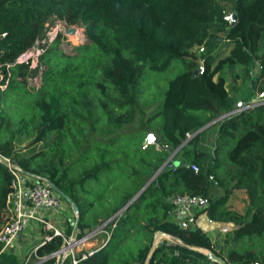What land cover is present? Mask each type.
Returning <instances> with one entry per match:
<instances>
[{"label": "trees", "instance_id": "1", "mask_svg": "<svg viewBox=\"0 0 264 264\" xmlns=\"http://www.w3.org/2000/svg\"><path fill=\"white\" fill-rule=\"evenodd\" d=\"M227 14L233 23L224 20ZM71 26L81 28L82 39L65 33ZM224 42L229 49L219 55ZM34 44L35 64L32 56L18 60ZM200 64L202 72L193 74ZM236 68L232 82L242 75L245 88L228 86ZM261 91L264 0H0V155L70 197L78 209L76 237L108 220L173 152L172 167L162 166L103 226L104 243L73 256L75 264H144L156 230L182 244L163 241L147 264H217L198 249L225 264H264V104L231 113L237 100ZM211 121L215 133L205 151L204 129L193 133ZM147 133L157 146L141 148ZM105 171L109 208L85 220L93 205L86 185ZM208 175L221 194L208 193ZM122 179L126 186L114 195ZM12 183L0 160V229ZM233 189L246 195L242 213L225 206ZM181 194L207 197L199 212L234 223L219 245L200 229L169 220V197ZM59 227L60 235L40 229V238L51 235L35 249L42 260L20 263L0 251V264H53L50 254L72 229L66 218ZM60 264H71L69 253Z\"/></svg>", "mask_w": 264, "mask_h": 264}, {"label": "built area", "instance_id": "2", "mask_svg": "<svg viewBox=\"0 0 264 264\" xmlns=\"http://www.w3.org/2000/svg\"><path fill=\"white\" fill-rule=\"evenodd\" d=\"M223 18L230 23L234 22V16L232 14H227ZM75 31L76 28L72 35L76 33ZM78 33L82 36L81 31ZM74 36L78 37V35ZM34 49V52H27L20 55L18 60H25L28 56H32L31 64L34 60V63L32 64L33 66L38 53L36 46ZM197 51L202 52L203 47L199 46ZM256 64L260 67L258 63ZM202 69V65L200 64L196 72L200 74ZM259 104H264V91L257 93V95L253 96L247 102L241 103V106L236 108L235 111H240ZM150 137L151 139H149ZM187 137H189V135H187ZM150 144L157 146L154 135L152 133H147L142 140L141 148ZM172 155L173 152L166 158L163 163V167H172ZM0 160L5 164L13 177L12 190L9 192L6 199V220L0 229V251L10 247L16 236L25 230L30 223L36 224L42 230H51V235H60V231L55 226L54 222L48 219L46 213L63 211V209H65L63 199L53 189L48 187L45 180L30 174L22 173L16 164L5 156L0 155ZM190 168L194 171L197 170V166L194 163L190 164ZM207 179L212 183V185H216V181L211 175H208ZM169 202L172 205L170 210L172 221L175 222L179 228L183 229L193 228L197 212L204 209L208 205L207 197L202 195H173L169 197ZM208 221H210V219ZM106 223L88 231L70 244L67 241L68 237H62L63 245L58 250L50 254V256H54L55 258L53 264H60L62 256L66 253L70 254L71 264H75L76 261L73 258L72 248L75 245L95 236L98 232L104 233L107 239L109 233L101 228V226H104ZM51 235L45 234L42 236L39 244L28 253L25 263L28 261L30 256L36 258L37 261L45 258V256L35 255V249L44 241L49 240ZM89 253H83L80 257L83 258ZM157 264L164 263L159 262Z\"/></svg>", "mask_w": 264, "mask_h": 264}, {"label": "crops", "instance_id": "3", "mask_svg": "<svg viewBox=\"0 0 264 264\" xmlns=\"http://www.w3.org/2000/svg\"><path fill=\"white\" fill-rule=\"evenodd\" d=\"M237 96L241 97L240 94H237ZM238 101L243 103L242 99H239L236 102H238ZM236 102H235V104H236ZM235 104H234V107H235ZM202 129H204V130L202 131V135L200 136L199 145L203 150L210 151L211 147H212L214 133H215V125L213 124V121L207 123L200 130H202ZM176 162H178V161H175L174 164H176ZM221 192H222V188H220V187H216L214 185L208 186V193L209 194L212 193L214 195H218V194H221ZM246 202H247V200H246V195H245L244 191L242 189H233L230 192V194L228 195L225 206L228 209L233 210L237 213H242L245 210ZM71 215L72 214L69 211H67L66 209H63V211H60V212L46 213V216L48 217V219L52 220L54 222L55 226H57V224H63V220L65 218L69 219V221L71 223V221H72ZM168 218H169V220L172 221L171 216H170V212L168 214ZM208 220L209 219L204 212H198L196 214L195 225L193 228H198L201 231L205 232L208 235L210 241L215 242L216 245H219L221 240L223 239L224 235L235 227L234 223L231 221H227V220H221V221L210 220V221H208ZM61 228H63V227H61ZM40 237H41V235H40L39 226H37L36 224L30 223V225L25 230H23L20 234H18L16 236V238L12 242V245L10 247L4 249L3 251L6 253L13 254V256L15 258L14 261L20 262V263H25L28 253L35 246H37L39 244V242L41 240ZM95 237H96V235L87 239L86 241L81 242L80 244L75 245L72 248L73 256H76V255L81 256V254L89 253V252L91 253L93 250L97 249L100 245H102L104 243L105 237L104 238H95ZM176 240H178V239H176ZM163 241H165L166 244H170V243L166 242L167 238L161 237V238L156 239L154 247L161 244ZM179 242L182 243L181 241H179ZM30 258H31V256L29 257V259ZM14 261H11L12 264H15Z\"/></svg>", "mask_w": 264, "mask_h": 264}, {"label": "rangeland", "instance_id": "4", "mask_svg": "<svg viewBox=\"0 0 264 264\" xmlns=\"http://www.w3.org/2000/svg\"><path fill=\"white\" fill-rule=\"evenodd\" d=\"M60 26L61 25L58 23L53 28L50 29V31L48 32L49 38L55 34V30L57 28H59ZM80 31H81V28H76L75 32L77 33V32H80ZM76 35H78V37L81 38V39L83 38L79 33L76 34ZM70 40L72 42L77 41V40H72L71 38H70ZM62 44H63V46H66V47L70 46V43L68 44L65 41H63ZM218 49H219V55H223L224 53H226L228 51L229 45L226 44L225 42L221 43ZM33 63H34V60L32 61V64ZM229 72L230 73H229L228 79H227L228 80V86H230L231 84H235L237 87L240 86L239 88H245L247 86V79L246 78L243 79V83L241 82L242 79H240V78H242V75L236 77L235 82H232V79H231L232 75L235 72H237V73L240 72V70H238L237 68L235 70L234 69H230ZM163 75L164 76H168L169 73H164ZM243 75H244V73H243ZM24 142H25V140H23L20 143V145L24 144ZM124 171H125V169L123 170V172ZM126 183H127V181L122 179L119 182V184H120L119 187L114 186V188L116 190L114 195L117 194V191H120V190L123 191L125 186H126ZM86 186L89 187V189L91 190V193L93 194V195H90V197L93 200L92 208L88 211V213H87V215L85 217V220H88L89 216L93 215V213H96L97 215H101V214H103L106 211V209L108 210V208H109L108 204L106 203V171L102 175H99L96 179L90 180L89 183ZM95 194H97L98 196H96ZM71 216H73V215H71ZM59 225L60 224H57V227L60 229ZM100 225H102V224H100ZM100 225H98V226H100ZM101 228H103V226H101ZM103 229L106 230L105 228H103ZM88 231H90V230L85 231V233H87ZM104 236H105L104 233H102V232L99 233L98 232L96 234L95 238H104Z\"/></svg>", "mask_w": 264, "mask_h": 264}, {"label": "water", "instance_id": "5", "mask_svg": "<svg viewBox=\"0 0 264 264\" xmlns=\"http://www.w3.org/2000/svg\"><path fill=\"white\" fill-rule=\"evenodd\" d=\"M75 28L73 26L71 27H67L65 28V33L67 34H72L74 32ZM34 47L36 46V44L33 45ZM193 74H196V71L193 72ZM239 106H241V102L238 101L236 102L235 104V107L234 109L231 111L234 112L236 108H238ZM229 113V112H228ZM224 115V114H223ZM221 115V116H223ZM220 116V117H221ZM217 120V119H215ZM213 120V121H215ZM209 123V122H208ZM206 125V124H205ZM204 125V126H205ZM204 126H202L201 128H203ZM201 128L197 129L193 134H195L196 132H198ZM155 143H157V140L155 139ZM164 163V162H163ZM163 166V164L160 166V168ZM159 168V169H160ZM158 169V170H159ZM157 170V171H158ZM156 171V172H157ZM155 172V173H156ZM155 173L144 183V185L121 207L119 208L115 213H113L109 218L108 220H106L105 222L103 223H106L108 222L109 220H111L112 218H114L116 215H118L121 211H123L125 209V207L131 203L142 191L143 189L149 184V182L153 179ZM47 185L48 187H50L51 189H53L69 206L72 214H73V220L71 221V225H72V229H71V232H70V235L68 236V243H72L73 241H75L76 239H78L79 237H76V233H77V228H78V215H77V206L76 204L70 199L69 196H67L66 194H64L62 191H60L56 186H54L52 183L50 182H47ZM102 223V224H103ZM96 228V227H94ZM92 228V230L94 229ZM161 237H165L167 238V243H178V244H182L180 243L178 240H176L175 238L173 237H170V236H167L164 232L160 231V230H156L153 232V235H152V240H151V244H150V247H149V250H148V254H147V258L145 260V263L144 264H147L148 263V257L150 255V253L152 252V250L154 249V246H155V241L157 238H161ZM198 251L202 252L206 258L211 261V262H216L217 264H225V261L218 255L214 254L212 251L210 250H206V249H198Z\"/></svg>", "mask_w": 264, "mask_h": 264}, {"label": "bare ground", "instance_id": "6", "mask_svg": "<svg viewBox=\"0 0 264 264\" xmlns=\"http://www.w3.org/2000/svg\"><path fill=\"white\" fill-rule=\"evenodd\" d=\"M76 34H78V32H77V33H75L74 35H76Z\"/></svg>", "mask_w": 264, "mask_h": 264}, {"label": "snow or ice", "instance_id": "7", "mask_svg": "<svg viewBox=\"0 0 264 264\" xmlns=\"http://www.w3.org/2000/svg\"><path fill=\"white\" fill-rule=\"evenodd\" d=\"M149 139H151V137Z\"/></svg>", "mask_w": 264, "mask_h": 264}]
</instances>
